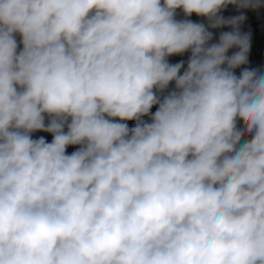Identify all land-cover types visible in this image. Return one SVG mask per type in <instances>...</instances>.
Returning <instances> with one entry per match:
<instances>
[{
	"label": "clouds",
	"instance_id": "clouds-1",
	"mask_svg": "<svg viewBox=\"0 0 264 264\" xmlns=\"http://www.w3.org/2000/svg\"><path fill=\"white\" fill-rule=\"evenodd\" d=\"M229 5L264 0H0V264H264V69L236 74Z\"/></svg>",
	"mask_w": 264,
	"mask_h": 264
},
{
	"label": "crops",
	"instance_id": "crops-1",
	"mask_svg": "<svg viewBox=\"0 0 264 264\" xmlns=\"http://www.w3.org/2000/svg\"><path fill=\"white\" fill-rule=\"evenodd\" d=\"M243 14L246 16L245 21L241 25L242 33H250L251 34V47L248 54V64L245 66H241L235 70L236 74L239 75L240 71L243 67L249 68H260L264 69V7L257 10H241ZM241 11H238L234 6L229 5L227 9L222 12V15L226 18L236 16L241 14ZM177 19H184L183 13L180 10L177 11ZM188 19L197 23H206L205 18L198 17L193 14ZM213 41L211 43L217 42L219 34L223 31H230L229 28H220L213 29ZM19 39V38H18ZM238 49H230L228 55H232ZM190 53H185L182 56H172L169 57L170 63H177L180 61L186 62ZM173 87L170 85V88ZM157 106H154L152 112H155Z\"/></svg>",
	"mask_w": 264,
	"mask_h": 264
},
{
	"label": "built area",
	"instance_id": "built-area-1",
	"mask_svg": "<svg viewBox=\"0 0 264 264\" xmlns=\"http://www.w3.org/2000/svg\"><path fill=\"white\" fill-rule=\"evenodd\" d=\"M41 134H44L48 138V140L51 142L52 136L49 133L37 132L33 134V138H36L37 135L40 136ZM76 147L78 146H69V148L67 149V152L70 154L71 152L76 150Z\"/></svg>",
	"mask_w": 264,
	"mask_h": 264
},
{
	"label": "trees",
	"instance_id": "trees-1",
	"mask_svg": "<svg viewBox=\"0 0 264 264\" xmlns=\"http://www.w3.org/2000/svg\"><path fill=\"white\" fill-rule=\"evenodd\" d=\"M144 119L147 120L148 118L145 117ZM127 123H128V125H129V127H133V126H135V121H128ZM41 136H43V137L46 139V141L50 142V141L48 140V138H47L44 134H41L39 137H41Z\"/></svg>",
	"mask_w": 264,
	"mask_h": 264
},
{
	"label": "rangeland",
	"instance_id": "rangeland-1",
	"mask_svg": "<svg viewBox=\"0 0 264 264\" xmlns=\"http://www.w3.org/2000/svg\"><path fill=\"white\" fill-rule=\"evenodd\" d=\"M36 138H39V135H37Z\"/></svg>",
	"mask_w": 264,
	"mask_h": 264
}]
</instances>
